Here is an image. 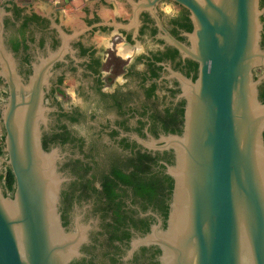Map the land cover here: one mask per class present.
Here are the masks:
<instances>
[{
  "label": "water",
  "instance_id": "water-1",
  "mask_svg": "<svg viewBox=\"0 0 264 264\" xmlns=\"http://www.w3.org/2000/svg\"><path fill=\"white\" fill-rule=\"evenodd\" d=\"M10 1L60 12L62 25L52 24L62 44L70 37L62 26L83 21L84 0ZM107 1L113 7L102 8L104 15L130 11L127 26L136 27L142 12L156 17L162 0H124L129 10L119 0ZM171 1L189 11L190 46L166 32L164 38L196 61L198 72L194 80L171 72L185 99L181 132L142 141L147 148L172 151L166 173L173 187L165 226L160 220L152 224L132 241L131 251L156 246L160 264H264V102L258 92L264 79V8L260 0ZM2 32L0 20V75L10 91L2 106L7 158L0 163L10 168L14 190L10 197L0 187V264H70L85 256L81 247L92 227L78 217L69 226L62 223L65 153L42 146L44 67L34 66L24 84Z\"/></svg>",
  "mask_w": 264,
  "mask_h": 264
},
{
  "label": "flooded vegetation",
  "instance_id": "flooded-vegetation-1",
  "mask_svg": "<svg viewBox=\"0 0 264 264\" xmlns=\"http://www.w3.org/2000/svg\"><path fill=\"white\" fill-rule=\"evenodd\" d=\"M35 5L0 0L1 34L24 84L34 66L44 67L47 123L42 146L65 153L60 164L67 178L60 193L62 223L69 226L78 217L92 227L88 244L81 247L85 256L70 264H160L156 246L131 251V243L159 220L165 226L173 187L166 165L172 164L173 153L147 148L142 141L182 130L185 99L171 72L194 80L198 64L164 36L168 33L190 46L189 11L162 0L156 17L144 11L134 27L127 26L130 11L124 16L103 14L102 8L113 7L112 1L84 0L83 24L76 20L70 28L62 26L70 36L62 44L52 24L62 25L60 12ZM260 6L264 8V0ZM261 21L264 47V14ZM258 92L264 102V79ZM9 95V84L0 75L2 159L7 158L2 106ZM9 172L8 165L0 163V187L12 197L14 176L10 182Z\"/></svg>",
  "mask_w": 264,
  "mask_h": 264
},
{
  "label": "trees",
  "instance_id": "trees-1",
  "mask_svg": "<svg viewBox=\"0 0 264 264\" xmlns=\"http://www.w3.org/2000/svg\"><path fill=\"white\" fill-rule=\"evenodd\" d=\"M263 91V88L261 89V93ZM260 96L262 97V95L260 94ZM9 179H10V182L12 180V174L9 172ZM10 182L8 183V188L10 187Z\"/></svg>",
  "mask_w": 264,
  "mask_h": 264
},
{
  "label": "rangeland",
  "instance_id": "rangeland-1",
  "mask_svg": "<svg viewBox=\"0 0 264 264\" xmlns=\"http://www.w3.org/2000/svg\"><path fill=\"white\" fill-rule=\"evenodd\" d=\"M160 6V5H159ZM163 9H164V7H162ZM164 10H166V8L164 9Z\"/></svg>",
  "mask_w": 264,
  "mask_h": 264
}]
</instances>
